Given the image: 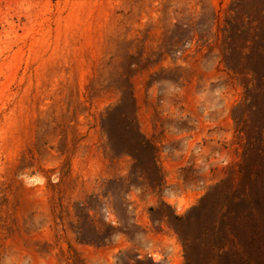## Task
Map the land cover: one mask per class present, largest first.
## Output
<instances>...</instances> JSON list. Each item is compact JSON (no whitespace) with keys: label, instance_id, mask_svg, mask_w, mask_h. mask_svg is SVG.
Instances as JSON below:
<instances>
[{"label":"rangeland","instance_id":"rangeland-1","mask_svg":"<svg viewBox=\"0 0 264 264\" xmlns=\"http://www.w3.org/2000/svg\"><path fill=\"white\" fill-rule=\"evenodd\" d=\"M0 264H264V0H0Z\"/></svg>","mask_w":264,"mask_h":264}]
</instances>
